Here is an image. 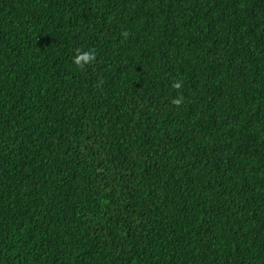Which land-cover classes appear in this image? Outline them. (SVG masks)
<instances>
[{
  "label": "trees",
  "instance_id": "obj_1",
  "mask_svg": "<svg viewBox=\"0 0 264 264\" xmlns=\"http://www.w3.org/2000/svg\"><path fill=\"white\" fill-rule=\"evenodd\" d=\"M0 264H264V0H0Z\"/></svg>",
  "mask_w": 264,
  "mask_h": 264
},
{
  "label": "clouds",
  "instance_id": "obj_2",
  "mask_svg": "<svg viewBox=\"0 0 264 264\" xmlns=\"http://www.w3.org/2000/svg\"><path fill=\"white\" fill-rule=\"evenodd\" d=\"M93 59H94V53L92 51H88V52H83V53L78 54L74 58V62L77 65L83 66L87 63H90ZM174 86L178 87L179 85H174ZM176 103H179V101H176Z\"/></svg>",
  "mask_w": 264,
  "mask_h": 264
}]
</instances>
